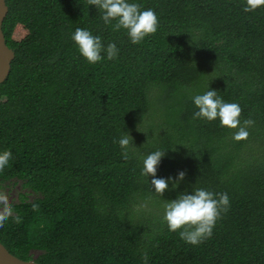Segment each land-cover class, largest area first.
Segmentation results:
<instances>
[{
    "label": "trees",
    "instance_id": "1",
    "mask_svg": "<svg viewBox=\"0 0 264 264\" xmlns=\"http://www.w3.org/2000/svg\"><path fill=\"white\" fill-rule=\"evenodd\" d=\"M15 51L0 84V182H22L0 228L14 255L41 264H264V7L242 0H135L158 17L130 42L88 0H6ZM87 28L118 54L89 64L70 39ZM211 87L238 103L248 135L194 118L191 94ZM128 131L135 156L114 142ZM166 149L157 176L186 175L163 196L137 157ZM202 187L227 193L212 235L185 243L162 204ZM29 193L33 197H29ZM1 195V190H0ZM37 207L33 209L32 205Z\"/></svg>",
    "mask_w": 264,
    "mask_h": 264
},
{
    "label": "clouds",
    "instance_id": "2",
    "mask_svg": "<svg viewBox=\"0 0 264 264\" xmlns=\"http://www.w3.org/2000/svg\"><path fill=\"white\" fill-rule=\"evenodd\" d=\"M88 5L94 6L100 12L104 24L115 21V29H124L130 42L137 44L146 36L155 33L158 27V17L152 8H143L135 0H88ZM244 12L255 11L264 7V0H242ZM70 39L77 47L80 55L89 63L95 64L102 59L111 60L118 54L114 42L103 43L100 36L93 35L87 28H75L70 33ZM189 99L194 106V118L206 121L216 120L221 127L236 129L234 140H241L248 135L244 125L251 121L240 120L241 109L236 102H226L217 92L208 86L202 92L191 94ZM126 130L114 138L124 159L135 156L136 145ZM166 149L156 147L139 157V173L151 186L152 191L163 196L165 191L176 189L184 180L185 171L178 169L175 175L157 176V169L166 155ZM12 153L0 150V170L9 165ZM229 205L227 193L212 192L206 188L196 187L191 191H179L174 198H169L162 204V221L170 232H177L185 243L196 245L212 235V229L222 211ZM33 209L37 205H32ZM20 222V217L14 215V209L5 200L0 199V228L9 219ZM147 257L145 256V264Z\"/></svg>",
    "mask_w": 264,
    "mask_h": 264
},
{
    "label": "water",
    "instance_id": "3",
    "mask_svg": "<svg viewBox=\"0 0 264 264\" xmlns=\"http://www.w3.org/2000/svg\"><path fill=\"white\" fill-rule=\"evenodd\" d=\"M9 12L6 0H0V84L3 83L11 69V64L15 58V51L7 44L6 36L3 30L4 20ZM0 264H41L35 260H25L13 253L0 242Z\"/></svg>",
    "mask_w": 264,
    "mask_h": 264
},
{
    "label": "rangeland",
    "instance_id": "4",
    "mask_svg": "<svg viewBox=\"0 0 264 264\" xmlns=\"http://www.w3.org/2000/svg\"><path fill=\"white\" fill-rule=\"evenodd\" d=\"M22 189V182L20 180H13L6 183L0 182V199L5 200L7 203L15 202L19 199L18 194ZM29 197L32 198L33 194L29 193Z\"/></svg>",
    "mask_w": 264,
    "mask_h": 264
}]
</instances>
